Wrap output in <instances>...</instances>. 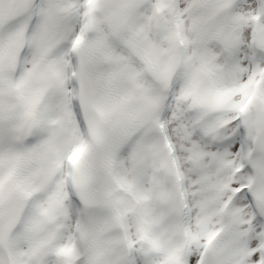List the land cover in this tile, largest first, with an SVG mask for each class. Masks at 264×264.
<instances>
[{"label": "snow or ice", "instance_id": "6c2138e0", "mask_svg": "<svg viewBox=\"0 0 264 264\" xmlns=\"http://www.w3.org/2000/svg\"><path fill=\"white\" fill-rule=\"evenodd\" d=\"M0 264H264V0H0Z\"/></svg>", "mask_w": 264, "mask_h": 264}]
</instances>
